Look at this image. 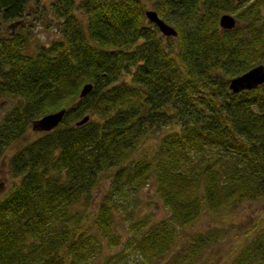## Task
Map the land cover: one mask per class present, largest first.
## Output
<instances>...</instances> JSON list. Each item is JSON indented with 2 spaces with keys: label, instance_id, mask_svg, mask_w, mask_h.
Listing matches in <instances>:
<instances>
[{
  "label": "trees",
  "instance_id": "16d2710c",
  "mask_svg": "<svg viewBox=\"0 0 264 264\" xmlns=\"http://www.w3.org/2000/svg\"><path fill=\"white\" fill-rule=\"evenodd\" d=\"M32 2L0 0V99L13 102L0 159L33 120L65 113L7 160L0 264H197L226 232L194 229L204 212L264 199V83L229 88L264 65V0H53L42 9L57 36L37 45L23 21ZM223 13L235 27L220 28ZM147 185L162 218L139 214ZM227 264H264V228Z\"/></svg>",
  "mask_w": 264,
  "mask_h": 264
},
{
  "label": "rangeland",
  "instance_id": "374dc122",
  "mask_svg": "<svg viewBox=\"0 0 264 264\" xmlns=\"http://www.w3.org/2000/svg\"><path fill=\"white\" fill-rule=\"evenodd\" d=\"M52 1L39 0L38 4L32 2L27 8L23 21L31 26L29 31L33 45L48 43L57 36L56 18L51 12L47 13L46 9H42L44 5L48 6ZM146 8L153 9L150 2H146ZM46 19L49 26L46 25ZM4 27H6L5 24ZM125 79H129V76H125ZM12 104L11 101L0 99V116ZM36 135L37 132L29 128L22 138L10 144L5 150L3 157L0 159V199L9 190L13 181L7 166L9 156L20 144ZM155 145V140L150 139L135 155L151 150ZM97 192L99 191L96 188L94 193ZM138 197L140 199L139 214H145L150 219L162 218L167 214L161 200L154 195L152 185L144 187L139 192ZM210 225H217L219 228L224 227L226 232L222 235L221 241L209 248L197 264H227L246 232H254L257 229L264 228V199L243 201L233 209L222 212H204L193 228L205 229Z\"/></svg>",
  "mask_w": 264,
  "mask_h": 264
},
{
  "label": "water",
  "instance_id": "95a60500",
  "mask_svg": "<svg viewBox=\"0 0 264 264\" xmlns=\"http://www.w3.org/2000/svg\"><path fill=\"white\" fill-rule=\"evenodd\" d=\"M145 16L147 19L154 23L159 29L160 33L164 36H176V29L163 20L157 12L153 9H146ZM236 25V18L229 14L223 13L219 17V26L224 30L232 29ZM264 83V65L258 64L245 71L244 73L237 75L229 80V88L233 92L242 90H250L256 86ZM92 89L91 83H85L79 92V96L83 97ZM65 109L47 113L31 122V129L36 132H44L53 129L62 120ZM89 119L88 115L83 116L76 124H83Z\"/></svg>",
  "mask_w": 264,
  "mask_h": 264
}]
</instances>
